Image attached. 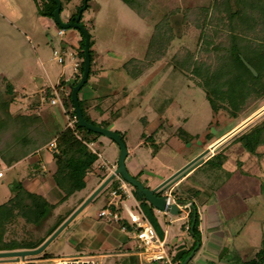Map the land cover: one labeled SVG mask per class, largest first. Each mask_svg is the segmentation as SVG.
Segmentation results:
<instances>
[{
    "label": "rangeland",
    "instance_id": "374dc122",
    "mask_svg": "<svg viewBox=\"0 0 264 264\" xmlns=\"http://www.w3.org/2000/svg\"><path fill=\"white\" fill-rule=\"evenodd\" d=\"M41 1L0 0V76L6 75L14 85L20 87L29 80V75L35 74L42 85L45 83V69L49 76L58 79L54 84L69 91L71 85L69 86L63 80L62 69L71 61V56L68 54L71 49L75 50L73 51L74 61H81L75 52L81 51L79 46L82 35L75 28L63 29V34H57L59 27L53 18L41 16L38 12ZM61 1L63 9L60 17L63 21H67L72 12L78 11L82 2V0ZM209 1L140 0V11L143 15L139 16L122 0H88L80 23L90 34V49L94 59L96 55H99L96 66L94 60L91 63L89 77H93L97 69L99 73L102 67L104 73H99L100 80L106 85H114L119 91L113 95L111 101L101 104L102 108L106 109L104 114L96 113L94 116L97 120L90 117L89 119L95 121L96 125H104L110 130L118 131L123 136L129 149L125 159L127 169L132 170V165L139 164L142 171L139 170L132 175L140 181L148 180L150 184L152 178L149 174L170 173L180 168L188 162V158L205 149L204 143L218 139L225 132L226 135L222 134V136H225L223 139L226 138V143L222 144L224 143L222 142L220 147L222 149L226 146V154L229 155L226 168L223 166L224 157L220 155L217 161L213 160L198 169L182 186L192 183L195 188L188 190L187 193L191 195L196 193L204 197H212L214 192L221 190L222 184L226 182L228 185L234 179L245 186L239 189L238 194L242 197L246 210L226 220V247L223 248L219 258L215 259L216 264L218 261H224L225 264H241L252 258L254 253L264 246V144L257 147V153H249L246 148L247 144L244 146V142L236 138L264 118V96L250 97L247 100L248 103L236 113V117L230 115V108L226 103L219 108L217 113H213L205 96V90L201 86V79L197 76L196 78L192 73V67L198 59L209 65L210 69L218 66L214 53L212 51L207 53L202 49L200 32L201 30L207 32L208 29L197 27L192 17L196 5L199 6ZM156 24L161 25L162 28H168L166 31L168 35L158 39L149 56L151 64L133 80H129L119 72L117 74L119 79L112 84L109 78L113 75L108 73V67H120L123 61L132 57L144 61L146 48ZM72 32H76L79 36L77 46L66 42ZM261 35L262 31H259V36ZM54 50L62 54L64 59L62 63L54 58ZM64 70L67 71L66 76L72 75L70 69ZM77 73H74L75 76L72 75L73 81L78 78L76 76L79 73ZM33 87H35V82L31 88ZM44 95L45 93L42 96ZM60 95L65 104L66 95L63 92H60ZM35 96L34 94L29 99H26L25 95L16 98L11 104L12 109L10 105L12 114L27 112L31 108L38 113L41 101L33 103ZM47 96H49L48 93ZM49 100L47 98L50 103ZM49 106L59 108L60 105L51 104ZM67 107L69 106L65 108ZM71 108L65 109L63 114L71 116ZM83 108L87 115L84 106ZM251 116L253 117L250 118ZM58 122L59 127H62V123ZM64 127H67L66 121ZM231 127L234 128L233 130L237 129L227 138L226 136L232 130ZM87 138L96 152V161L86 176V187L61 203H58V199L55 202L56 205L67 206L71 203L69 200H76L75 203H78V198L82 199L117 165L119 147L116 142L96 132L89 134ZM52 153L54 152H50L45 144L21 161L9 167H0L2 174L0 175V203L12 196L13 185L16 182L22 183L31 192L40 193L49 203L45 216L37 224L27 222L21 216L13 220L7 226L6 238H26L30 241L36 238L42 239L44 232L58 222V217L54 214L57 207H52L57 193V187H54L50 180L53 170ZM35 154L43 159L44 169L40 166V162L31 165L37 158ZM98 154L101 157H98ZM102 162H106V165ZM130 162H132L131 165ZM116 182V179L112 180L89 203L88 208L92 216L107 207L112 199L111 191ZM182 186L176 187L174 194L181 195ZM232 189H236L235 186ZM227 190L229 191V188ZM58 194L61 195L60 192ZM133 195L136 197L134 189ZM175 201L182 204L186 199L178 197ZM122 202L129 203L132 210L143 212L160 238H163L166 228L170 231L168 238L174 231L180 237L178 242L182 241V244L188 237L195 239L190 231L184 230L187 220H184L183 216L187 210H181L176 216L159 218L154 213L150 214L148 209L140 204V201L137 206L132 198L122 197L121 204L117 208L122 215L125 213ZM196 203L198 206V202ZM174 217L180 219L170 222ZM113 225L118 229V223H113ZM66 235L67 231H63L49 246L48 250L52 251V254L68 253L69 244L67 240H64ZM197 235L200 239L204 236L199 231ZM164 241L170 248L172 243L166 239ZM175 250L178 251V249ZM191 253L188 256L192 255Z\"/></svg>",
    "mask_w": 264,
    "mask_h": 264
},
{
    "label": "trees",
    "instance_id": "16d2710c",
    "mask_svg": "<svg viewBox=\"0 0 264 264\" xmlns=\"http://www.w3.org/2000/svg\"><path fill=\"white\" fill-rule=\"evenodd\" d=\"M122 1L137 12L139 16L143 15L140 11V0ZM82 4L83 0L79 6L81 7ZM54 8L55 2L42 0L39 3L38 12L41 16L53 18L52 12ZM62 9L61 1L60 12ZM77 12H72L67 20L77 15ZM192 17L197 27L208 29L207 32L202 30L200 32L203 43L202 49L207 53L212 51L218 61V66L210 69L209 65L198 59L192 67V73L195 77L197 76L201 79V86L205 90V96L213 113H217L219 108L226 103L229 105L230 115L236 117V113L248 103L247 100L250 97L264 96V0H210L208 3L196 5ZM167 30L168 28H162L159 24L155 25L146 48L145 60L143 59L144 61H142L132 57L122 64V68H124L128 76L136 78L149 66L150 53L158 39L168 35ZM257 30L262 31L261 36H259V31ZM83 46L84 40L82 36L79 46L81 51L75 52L77 57L81 58L78 68L79 74L77 73L76 77L78 78L71 85H75L78 82L83 71ZM90 47L91 41L89 43ZM89 53L91 69L94 55H92L91 49H89ZM242 58L254 68L256 75L246 67ZM16 97L17 92L12 81L6 75H1L0 165L9 167L21 161L55 137L56 151L52 153L53 170L51 176L54 185L61 193L58 200V203H61L86 186V176L96 161V155L90 152L85 140L88 142L89 138L87 136L94 132L79 126L78 122L75 123L74 128L59 127V122L54 115L45 119L41 114L36 113L33 108L27 112L13 115L10 105L15 101ZM78 100L84 119L96 125L97 123L86 115L82 101L79 98ZM64 103V105L67 104L72 107L70 115L75 116L71 90H69ZM116 132L124 141L123 136L118 131ZM85 135L87 136L84 137ZM236 139L243 141L244 146L247 144L246 148L249 153H257V147L264 144V118L248 131L240 134ZM220 155L216 153L204 163L207 164L213 160L217 161ZM222 162L221 160V164ZM135 196L140 201V204H143L150 214L153 215L152 206L148 205L145 200H141L136 193ZM81 202L82 199L79 203ZM47 206H49V203L43 196L27 190L22 183L16 182L13 185L12 196L0 203V251L39 246L44 238L37 241H30L26 238H6L5 233L7 226L18 216L23 217L27 222L37 224L45 216ZM55 206L56 203L52 204V207ZM63 220L64 218L60 219L55 226L50 228L47 231V235L51 234ZM189 224L190 231L195 237V242L187 250L179 249L175 252L173 260L176 264H181L182 260L191 251L195 252L198 249L200 238L197 235L198 215L195 208L190 210ZM167 248L170 250L169 247ZM48 255L46 252L42 253V257H48ZM190 260L191 257L185 264H190ZM259 263H264V246L258 249L252 258L241 264Z\"/></svg>",
    "mask_w": 264,
    "mask_h": 264
},
{
    "label": "crops",
    "instance_id": "0c3cea01",
    "mask_svg": "<svg viewBox=\"0 0 264 264\" xmlns=\"http://www.w3.org/2000/svg\"><path fill=\"white\" fill-rule=\"evenodd\" d=\"M79 40V36L77 35L76 32H72L70 34V38L66 40V42H71L74 43L77 46V41ZM64 41V40H63ZM65 42V41H64ZM64 51V50H63ZM75 50L71 49L70 52H73ZM99 55H96L94 59V64L96 66V60L98 59ZM39 59V57H37ZM137 58V57H135ZM78 58L76 57V60ZM40 60V59H39ZM70 62L68 64H65L63 69H62V77L64 78L68 85L70 86L71 83L73 82V76L74 73H77L73 70L72 68V62L75 60V57L71 56ZM126 61V60H125ZM123 61L122 64L125 62ZM41 64L42 62L39 61ZM151 64V63H150ZM64 69H70L72 75H65L67 72ZM64 70V71H63ZM103 68L101 67L99 70V73H104ZM106 71V70H105ZM108 73L112 76L109 79L112 80V84L116 83L117 79L119 77L117 74L121 72L123 73L124 77H127L129 80H133L135 78H131L128 76L124 68H122V65L120 67H108ZM44 72L46 73L45 75V83L40 84L39 83V77H37L35 74L29 75V80L22 84L20 87H15V91L17 92V97L19 98L20 96L25 95L26 99H29L31 96L34 94L36 95L32 101L33 103H38L40 102V107H39V114H42L45 119L51 118L52 115L55 116V118L62 123V127H64V122L66 121L67 115L69 114H63L65 113V109L69 110L70 106L65 108L66 105H60L59 108L56 106H53L54 108H51V105L48 101L47 98L49 96L46 95V97L42 96V90L47 89L50 84H54L55 82L58 81V79H53L47 71L44 69ZM64 72V73H63ZM95 72V73H94ZM93 73L95 74L93 77H89L83 87L80 89V93L78 92V98L82 101L83 106L86 109V112L88 113L87 115L92 118L93 120H97L96 116L94 114H104L106 109H103L101 104L106 103L107 101H111L113 95L117 94L119 91L117 88L114 87V85H106L103 83L99 77L98 69L95 70ZM60 75V76H61ZM35 82V87H32V84ZM36 88V89H35ZM49 92V90H48ZM49 95V93H48ZM40 97V98H39ZM48 103V104H45ZM56 105V104H53ZM48 106V107H47ZM12 109V105H11ZM72 109V108H71ZM232 131V130H231ZM234 133V132H233ZM233 133L229 134L227 136L230 137ZM225 134V133H224ZM226 135V134H225ZM225 136L221 135L218 139H214L212 142H207L204 145V148L210 147L214 143V148L211 149L213 150L212 152H209L206 157L204 162L213 156L216 153H219L223 155L224 157V164L223 166L226 168V160H229L228 157L229 155L226 154V146L221 149L220 144L226 143V138ZM221 140L219 141V139ZM218 140V142H217ZM156 142V141H155ZM227 145V144H226ZM127 147V146H126ZM203 148V149H204ZM127 151L129 149L127 148ZM130 153V152H129ZM198 153H196L197 155ZM36 155V154H35ZM191 156L187 160H190L194 156ZM35 159V162H33L31 165L34 163L41 164L40 166H43V159H40L39 156ZM202 163L198 165L197 167L191 169L188 173H186L184 176H182L174 185L171 187L170 195L171 199L175 201L176 198L181 197L185 198L186 202L191 203V208H195L197 215H198V231L204 235L199 242V246L197 251H192L191 255V260L190 264H216V260L219 258L220 253L223 251V248L226 247V220L231 219L232 217H236L240 215L243 211L246 210V207L244 206V202L242 201V197L238 194L240 192V188H244L245 186L241 185L239 181L234 179V181L230 184H222L221 190L219 189L218 191L214 192L212 194V197L208 196H201V195H191L188 192V190H191L192 188L194 189V184L188 183L189 185H183L184 182L188 181L194 173L206 165V163ZM223 163V162H222ZM132 162H130V165ZM139 165V164H138ZM138 165H132V170H129V172H132L130 174H136L140 168ZM0 167H2L0 165ZM127 167V166H126ZM44 169V166L42 167ZM178 169V168H177ZM175 170H172L170 173H163V172H154L152 174H149L151 176V184H157L161 180L157 176H162L163 178L168 177L170 174H172ZM232 168H230L231 170ZM1 173V171H0ZM51 182L54 184L52 178H50ZM155 181V182H154ZM157 181V182H156ZM101 181L96 183L88 193H86L82 197V202L83 200L99 185ZM146 184H150L148 180L142 181ZM150 186H153L151 185ZM178 186H182L183 191L181 195L174 194L173 189H175ZM233 186H235L236 189H232ZM54 187H56L54 185ZM86 187V186H85ZM84 187V188H85ZM229 188V191L227 190ZM84 188L82 190H84ZM80 190V191H82ZM235 190V192L233 191ZM58 188H57V193H56V199L54 200V203L60 198V195L58 194ZM79 192V191H77ZM169 192V191H168ZM36 193V192H35ZM40 194V193H37ZM73 196V194L70 196V198ZM69 199V198H68ZM133 199V198H132ZM170 199V200H171ZM79 200L77 199L78 203H75V201H71V203L67 206L62 207L61 205H56L57 209L55 210L54 214L55 217H58V221L62 218L64 220L81 204L79 203ZM194 200V201H193ZM176 202V201H175ZM198 202V206L197 203ZM53 203V204H54ZM126 203V202H125ZM133 203L139 204L138 198L133 199ZM177 203V202H176ZM182 203V204H184ZM127 206H129V203H126ZM179 204V203H178ZM181 206V204H180ZM55 207V208H56ZM64 209H62V208ZM89 204H87L66 226L65 228L60 232L62 233L63 231H67L66 238L64 240H67V244H69V251L67 254H52V251H49L48 248L52 244V242L57 239L60 235V233L47 245V247L44 249L43 252L48 253V257H42V253L30 257L31 260L35 261V264H50L51 259H53L56 256H61V255H76V254H90V255H95V260L97 264H158L157 262H147L139 257L137 254V246L134 242L133 239H129L128 236L125 233L120 232L114 225L113 223L117 222H110L106 218H98L97 214L95 216H92L89 210ZM113 208V206H111ZM72 210V211H70ZM99 210V209H98ZM97 210V211H98ZM58 213H57V212ZM96 211V212H97ZM70 212V213H69ZM153 213L156 214L159 218L160 217H172L176 215H170L165 212H159L155 209H153ZM125 215V213H124ZM189 216H190V211H186L185 215L183 216L184 220H187V223L184 225V230L185 231H190V224H189ZM178 217H174L170 220L172 221H177ZM63 220V221H64ZM62 221V222H63ZM61 222V223H62ZM60 223V224H61ZM59 224V225H60ZM58 225V226H59ZM186 225H188V229L186 228ZM51 226V225H50ZM57 226V227H58ZM56 227V228H57ZM50 229V227L44 232L42 238L43 241L50 235H47V231ZM164 236L162 239H166L168 242L170 241L171 246L170 250L176 248L179 249H184L187 250L190 248L194 242L195 239L192 237L186 238L185 243L178 242L180 237L175 234L173 231L171 233L170 238H168V234L170 231L168 229H164ZM191 232V231H190ZM39 238H36L33 241H37ZM170 239V240H169ZM167 246V245H166ZM8 263H14V264H23V260H5V259H0V264H8ZM218 264H225L224 261H218Z\"/></svg>",
    "mask_w": 264,
    "mask_h": 264
},
{
    "label": "water",
    "instance_id": "95a60500",
    "mask_svg": "<svg viewBox=\"0 0 264 264\" xmlns=\"http://www.w3.org/2000/svg\"><path fill=\"white\" fill-rule=\"evenodd\" d=\"M55 2V8L52 12V17L57 26L61 29L67 28H75L77 29L83 36L84 39V57H83V71L79 81L75 85H71V100L75 111V117L77 119L78 125L84 127L85 129L102 134L114 142L117 143L119 147V154L117 157V165L114 168L113 172H111L104 180L93 190V192L83 200V202L57 227L52 234H50L39 246L35 248H26V249H15V250H7L0 251V259L5 260H23L26 257H34L41 254L47 245L65 228V226L87 205L89 204L114 178L115 176H121L127 183H129L136 195L141 199L145 200L149 205L152 206L153 209L159 212H165L170 215H177L180 212V208L174 202H170L166 204L168 200V191H171V187L186 173H188L191 169L197 167L202 164L205 160V156L214 148V144L210 145V147L205 148L202 152L198 153L196 156L188 160L186 164L178 168L168 177L163 178L162 176H157L161 181L157 184H146L135 176L130 174L128 171L125 159L127 157L128 151L125 142L121 139L120 135L113 130L108 129L103 125H94L90 122H87L82 114L79 100H78V92L83 87L85 82L87 81L89 70H90V53H89V43H90V34L86 27L82 25L79 21L81 19V15L83 11L87 7L88 0H83L82 6L79 8L77 15L67 21H63L60 17V9H61V1L60 0H52ZM243 63L246 67L256 75V71L254 68L247 63L243 58ZM251 116L250 118H252ZM248 118V119H250ZM237 128H235L236 130ZM235 130H232L229 134L233 133ZM228 134V135H229ZM227 135V136H228ZM226 136V137H227ZM223 139V138H222ZM221 138L219 139V141ZM218 142V140H217ZM201 143V142H200ZM211 148V149H210ZM167 191V192H166ZM191 255L188 256L181 264H185Z\"/></svg>",
    "mask_w": 264,
    "mask_h": 264
},
{
    "label": "built area",
    "instance_id": "2783aa9c",
    "mask_svg": "<svg viewBox=\"0 0 264 264\" xmlns=\"http://www.w3.org/2000/svg\"><path fill=\"white\" fill-rule=\"evenodd\" d=\"M64 30L59 28L57 30V34H63ZM54 58L59 62L62 63L64 61L62 54H59L58 50H54ZM70 56L75 57L73 54L74 52L68 53ZM72 68L75 72L78 71L79 62L74 61L72 63ZM49 90V101L51 104H60L63 105L62 96L60 92H63L64 95H68L69 91L66 90L64 87L59 86L57 84H50L47 89H44L42 92L45 93L46 96L47 91ZM77 119L75 116L67 115L66 125L67 127L74 128ZM87 147L89 148L90 152L96 155L95 150L92 148L91 142H85ZM47 149L50 152L56 151V138H52L47 144ZM101 157L100 154L97 155ZM106 165V162H102ZM113 172V171H112ZM1 175V173H0ZM117 180L115 187L111 191L112 199L108 202L106 208H102L97 212L98 218H106L110 222H117L118 223V230L122 233H125L129 239H133L137 246V254L139 257L147 262H159L161 264H176L173 260V256L176 252L175 249L168 250L166 246V242L164 239L160 238L154 226L151 224L147 216L141 212L132 210L125 202H122V205L125 209V215H122L118 212L117 208L121 204L122 197L127 198H136L133 195V187L127 183L121 176L117 175L115 178ZM113 179V180H114ZM170 191L168 192V200L166 204L170 202H174L171 199ZM180 211L185 209L187 211L191 210V203L186 202L184 204H178ZM115 205V207L111 208V206ZM139 206V204H136ZM188 229V225H186ZM22 260V259H21ZM23 264H35L34 260H31L30 257H26L23 259ZM50 264H97L95 260V255L90 254H76V255H61L56 256L51 259Z\"/></svg>",
    "mask_w": 264,
    "mask_h": 264
},
{
    "label": "bare ground",
    "instance_id": "6f19581e",
    "mask_svg": "<svg viewBox=\"0 0 264 264\" xmlns=\"http://www.w3.org/2000/svg\"><path fill=\"white\" fill-rule=\"evenodd\" d=\"M233 129H234V128H233ZM233 129H232V130H233ZM230 131H231V130H230ZM213 144H214V143H213Z\"/></svg>",
    "mask_w": 264,
    "mask_h": 264
},
{
    "label": "flooded vegetation",
    "instance_id": "af4514ba",
    "mask_svg": "<svg viewBox=\"0 0 264 264\" xmlns=\"http://www.w3.org/2000/svg\"><path fill=\"white\" fill-rule=\"evenodd\" d=\"M82 24V23H81ZM167 192V191H166Z\"/></svg>",
    "mask_w": 264,
    "mask_h": 264
},
{
    "label": "clouds",
    "instance_id": "9594fccd",
    "mask_svg": "<svg viewBox=\"0 0 264 264\" xmlns=\"http://www.w3.org/2000/svg\"><path fill=\"white\" fill-rule=\"evenodd\" d=\"M2 175V174H1Z\"/></svg>",
    "mask_w": 264,
    "mask_h": 264
}]
</instances>
